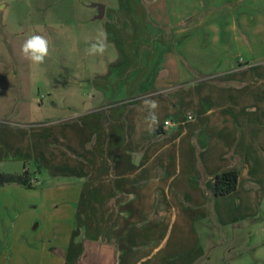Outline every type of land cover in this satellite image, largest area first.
Instances as JSON below:
<instances>
[{
	"label": "crops",
	"instance_id": "obj_1",
	"mask_svg": "<svg viewBox=\"0 0 264 264\" xmlns=\"http://www.w3.org/2000/svg\"><path fill=\"white\" fill-rule=\"evenodd\" d=\"M149 1H119L107 29L121 56L77 115L0 125V173L27 168L36 183L0 187V264H199L190 229L217 173L240 167L217 204L238 198L247 216L264 201V76L248 60L264 0ZM146 99L159 102L152 130Z\"/></svg>",
	"mask_w": 264,
	"mask_h": 264
},
{
	"label": "rangeland",
	"instance_id": "obj_2",
	"mask_svg": "<svg viewBox=\"0 0 264 264\" xmlns=\"http://www.w3.org/2000/svg\"><path fill=\"white\" fill-rule=\"evenodd\" d=\"M119 1L0 0L1 126L19 129L29 121L60 120L80 112L76 107L90 100L87 97L101 84V74L108 73L121 56L107 29L115 10L123 20ZM143 3L146 8L150 5L148 0ZM101 33L107 36L104 53L89 55L87 49ZM33 34L45 36L49 43V56L41 65H34L21 52L23 42ZM252 48L254 56L248 60L253 59V80H258L257 71L264 76V45ZM218 80L216 85L226 87L220 82L224 78ZM260 81L263 86H254L260 87L253 92L254 102L262 97L264 102V78ZM237 82L235 86H244ZM206 199L190 229V242H198L204 251L199 264H264V201L255 206V213L244 216L238 198L217 204L216 195L207 193ZM37 230L48 237L54 225L42 220Z\"/></svg>",
	"mask_w": 264,
	"mask_h": 264
},
{
	"label": "clouds",
	"instance_id": "obj_3",
	"mask_svg": "<svg viewBox=\"0 0 264 264\" xmlns=\"http://www.w3.org/2000/svg\"><path fill=\"white\" fill-rule=\"evenodd\" d=\"M107 46V36L105 33L99 34L95 42L91 43L87 49L89 55L103 54ZM21 52L34 65H41L49 56V43L43 35L33 34L29 36L22 44ZM142 107L149 113L145 117L149 130L159 123L157 110L159 102L156 100L146 99L142 102Z\"/></svg>",
	"mask_w": 264,
	"mask_h": 264
},
{
	"label": "trees",
	"instance_id": "obj_4",
	"mask_svg": "<svg viewBox=\"0 0 264 264\" xmlns=\"http://www.w3.org/2000/svg\"><path fill=\"white\" fill-rule=\"evenodd\" d=\"M218 81H219L218 79H209L205 82L217 84ZM218 84L220 83L218 82ZM221 85L227 86V83H224V84L221 83ZM140 100H141L140 97H138L137 99L123 102V104L133 105V104H136ZM198 165L199 167L202 166L200 162H198ZM239 175H240V167L217 173L215 175V179H216L215 195L216 197H224V196H228L234 193L238 188ZM8 184H17L27 189H33L36 187L35 185L36 183H34L32 179V174L27 168H25L21 174L0 173V187L8 185Z\"/></svg>",
	"mask_w": 264,
	"mask_h": 264
},
{
	"label": "built area",
	"instance_id": "obj_5",
	"mask_svg": "<svg viewBox=\"0 0 264 264\" xmlns=\"http://www.w3.org/2000/svg\"><path fill=\"white\" fill-rule=\"evenodd\" d=\"M188 120H193V117L192 116H188ZM175 126V123L174 121H172L171 119H168L166 120L164 123H163V128L165 130H168L170 129L171 127H174Z\"/></svg>",
	"mask_w": 264,
	"mask_h": 264
}]
</instances>
